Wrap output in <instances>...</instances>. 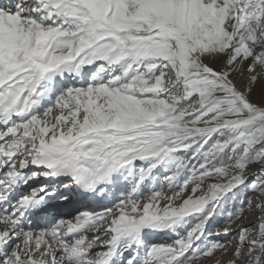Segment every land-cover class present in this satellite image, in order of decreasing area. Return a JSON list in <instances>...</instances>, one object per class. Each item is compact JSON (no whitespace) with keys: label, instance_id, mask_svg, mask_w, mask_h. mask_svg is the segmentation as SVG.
<instances>
[{"label":"snow or ice","instance_id":"snow-or-ice-1","mask_svg":"<svg viewBox=\"0 0 264 264\" xmlns=\"http://www.w3.org/2000/svg\"><path fill=\"white\" fill-rule=\"evenodd\" d=\"M218 254L264 264V0H0V264Z\"/></svg>","mask_w":264,"mask_h":264},{"label":"rangeland","instance_id":"rangeland-1","mask_svg":"<svg viewBox=\"0 0 264 264\" xmlns=\"http://www.w3.org/2000/svg\"><path fill=\"white\" fill-rule=\"evenodd\" d=\"M158 178H159V180L162 181V179H163V172L162 171L160 173H158ZM231 206H232L231 203H229V204L225 205V209H229L230 210L231 209ZM218 219H222V217H218ZM161 234L164 235V237H165V239L163 240V242H171V238H172V234L171 233H168V234L161 233ZM89 235H91V233H89ZM151 239L153 241H155V242H158L159 241V243H160V240H161V239H157V236H155V237L152 236ZM219 239H221V240L229 239L230 240V239H233V237H220ZM217 258L221 260V264H223V261H226L227 260V257L222 256L220 254L217 255ZM223 258H225V259H223ZM209 263L210 262H207V261L205 262V264H209Z\"/></svg>","mask_w":264,"mask_h":264},{"label":"bare ground","instance_id":"bare-ground-1","mask_svg":"<svg viewBox=\"0 0 264 264\" xmlns=\"http://www.w3.org/2000/svg\"><path fill=\"white\" fill-rule=\"evenodd\" d=\"M88 210H92V208H90V209H88ZM95 210H100V209H95ZM66 218H69V217L66 216ZM153 236H154V237L157 236V239H161V240H160V243H162L163 240L165 239L164 235H162L161 233H160V234H159V233H158V234H155V235H153ZM158 242H159V241H158ZM225 257H227V256H225ZM223 259H225V258H223ZM209 264H211V262H210Z\"/></svg>","mask_w":264,"mask_h":264}]
</instances>
